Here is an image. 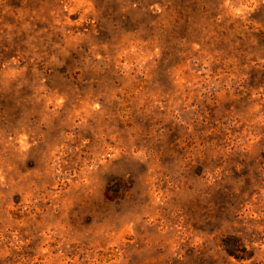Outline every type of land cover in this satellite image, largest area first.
<instances>
[{
    "label": "rangeland",
    "instance_id": "1",
    "mask_svg": "<svg viewBox=\"0 0 264 264\" xmlns=\"http://www.w3.org/2000/svg\"><path fill=\"white\" fill-rule=\"evenodd\" d=\"M0 264H264V0H0Z\"/></svg>",
    "mask_w": 264,
    "mask_h": 264
},
{
    "label": "trees",
    "instance_id": "2",
    "mask_svg": "<svg viewBox=\"0 0 264 264\" xmlns=\"http://www.w3.org/2000/svg\"><path fill=\"white\" fill-rule=\"evenodd\" d=\"M245 248L243 247V250H244Z\"/></svg>",
    "mask_w": 264,
    "mask_h": 264
}]
</instances>
